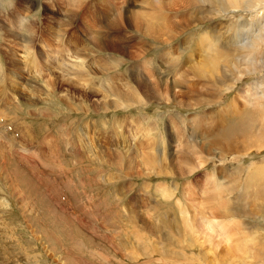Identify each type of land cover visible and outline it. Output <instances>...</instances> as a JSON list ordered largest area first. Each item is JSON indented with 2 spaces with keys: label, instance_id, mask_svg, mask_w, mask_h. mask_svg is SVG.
I'll return each mask as SVG.
<instances>
[{
  "label": "rangeland",
  "instance_id": "1",
  "mask_svg": "<svg viewBox=\"0 0 264 264\" xmlns=\"http://www.w3.org/2000/svg\"><path fill=\"white\" fill-rule=\"evenodd\" d=\"M84 2L90 4L82 8ZM128 2L131 3L129 8L126 5ZM189 2L195 3L196 7L187 10L179 8L180 12H174L180 5L187 6ZM80 3L81 8H77L71 0H0V264H264V257L257 253L262 251L264 255V208L260 205L261 199L256 197L252 188L240 196V191L237 193L234 189H239L246 182L240 172L247 171L250 183L255 179L254 187L257 184L264 185V177H257L259 170L264 174V118L257 120L261 114L260 107L264 108V95L260 99L263 105L253 102L250 95L246 109L249 111L243 109L241 116L245 120H226L228 126L234 127L233 132H228L232 137L223 133V128L228 126L218 128L214 115H211L214 109L223 107L232 98L242 107L244 99L239 95L244 92V87L252 85L256 86L257 91H264V84L262 87L260 83L258 85V80L264 82V66L260 64L263 61L253 66L255 69L249 66L248 70L244 60L247 51L228 41L234 26L237 28L238 21H242L238 18L259 22V16L252 13L245 15L241 9L219 13L209 2L205 4L200 0H108L106 4H101L99 0H80ZM120 3H124V8ZM171 3L176 4L173 7ZM87 7V14L89 17L91 15L94 24V29L89 31L82 27L85 20L83 15L86 14L84 9L87 10ZM13 9L25 17L24 21H32L30 24L35 27L31 34L38 30L36 39L47 35L49 42H45L44 46L46 57H40V41L24 46L16 34L1 26L2 23H19L10 13ZM261 10L260 16L262 12L264 14V9ZM72 11L76 12L70 18ZM147 11L161 17L155 23L164 26L166 31L179 22H183L184 29L180 28V34L169 43L157 40L158 35L166 38L169 31L166 34L158 31L156 38L150 33V50L144 55L141 51L138 59H131L140 43L147 39L142 31L131 27L134 26L131 13L136 12L135 16L141 17ZM117 12L120 26L106 27ZM51 16L61 21L59 24L65 27L66 34L69 31L74 34L75 31L84 41L83 55L89 68L103 61L107 62L106 67L111 68L103 74L106 68L100 69L98 75L91 76L89 85L96 83L95 89H87L86 94H83V87L79 83L75 87L66 84L61 71L54 70L56 72L48 75L43 70V65L58 48L68 47L63 34L60 41L51 42L54 37L49 36V27L52 24L54 27L59 26L58 23L50 22ZM45 17L49 18V22L44 20ZM121 26L126 36L131 32L138 36L133 47L129 45L123 51L114 52L110 48L109 37L112 31ZM136 26L142 27L140 24ZM14 28L20 29L19 25ZM84 31H97L95 34L100 31L107 35L93 40ZM206 32L210 38L199 43L198 38L201 39ZM257 32L264 38V27L241 31L246 43L253 42ZM95 42L96 50L93 53L88 47L91 48ZM257 46L262 50L258 56L261 57L264 41ZM214 49L218 53L223 52L221 59H241L231 69L222 67L228 78L225 85L219 84L220 90L217 91L211 89L216 86L209 80L221 76L219 69L201 67L199 72L205 74L202 81H198L195 71L199 62ZM168 50L175 55L180 53L179 69L169 67L164 71L166 63L159 54ZM10 54L17 56L15 58L23 67L21 83L12 84ZM111 55L122 63L117 71L129 73L133 88L132 85L128 90L123 87L115 90L112 87L111 91H105L97 86L99 78H107L116 72V61L112 60ZM257 59L264 60V55ZM137 62L144 63L147 71L154 72L155 76L160 75L156 83H144L136 79V75H131V67ZM221 62L226 64L223 60ZM158 67L164 74L158 72ZM231 76L241 80L228 90ZM164 79L166 85L163 84ZM31 81L34 85L42 86L38 85L32 90L28 86ZM125 91L131 92L133 104H113L115 97ZM32 95L37 96L36 99H29ZM199 96H203L204 101L195 104ZM202 114L210 116L202 117ZM196 115L198 121L192 120ZM116 118L126 119L118 133L114 126ZM128 118L133 119L130 121ZM153 121L157 131L164 137L166 153L161 163L146 165L143 161L149 157L146 146L149 148L150 142L146 134L142 137L141 132L144 133L148 125L152 126ZM136 126L140 128V133L136 132L139 130ZM150 132L153 137L156 130ZM175 137L177 140L182 139L181 143L186 147L180 158L169 155V141ZM245 140L246 145L242 149L235 146L234 142ZM140 141L143 144H139ZM198 157L205 161L202 167H198ZM159 184L165 186L166 192L170 191V194L163 197L160 192H156L155 188ZM221 184L231 190L228 192L231 209L236 211L240 208L236 219L232 218L236 223L235 231L222 238L214 234L213 240L200 233L196 241L191 243L187 239L184 246L179 245V241L187 237L188 233L182 227L174 231L164 228L168 222L166 213L169 217H175L171 213L176 207L174 200L181 199L185 203L195 198V204H201L203 200L205 205H210L211 195L214 197L216 194L217 198V194L222 193L224 196L226 193L220 188ZM189 185L194 193L186 197L185 189L187 192L192 191ZM162 203L167 207L165 213L161 212L165 209ZM246 208L252 212L245 214ZM174 219L173 227L175 224L179 226V219Z\"/></svg>",
  "mask_w": 264,
  "mask_h": 264
},
{
  "label": "bare ground",
  "instance_id": "2",
  "mask_svg": "<svg viewBox=\"0 0 264 264\" xmlns=\"http://www.w3.org/2000/svg\"><path fill=\"white\" fill-rule=\"evenodd\" d=\"M72 2H75V5L77 8H81V6L79 4L80 3V0H71ZM101 4H106V2L108 0H99ZM166 0H164L165 2ZM202 2H204L206 4V2H209L213 8L215 7L214 10L216 11H219V13H228V12H231V11H236V10H240L242 12H245V15L246 13H252L254 14L255 16H259L258 18L261 19L259 20H256L254 21H251L249 20L248 18H238L240 20H242L241 22L238 21L239 23H237V28L234 26V29L232 31V34L231 36L229 37V42L231 44H235V45H239L240 48L244 49L247 51V53L245 54V57L244 60L246 61L245 65L247 64V67H248V70H250V67L251 66L253 69H255L256 67H253V66H256V65H262L264 66V60L262 59H257V58H262V56L264 55V53L261 55V57H258L260 53H262V50H259L261 48H258V43L260 44L261 41H264V38H262V35H260L258 32L255 34V39H253V42H250V43H246L247 40L243 37L242 32L241 31H245L246 29H249V30H260L261 27H264V14L262 12V15L260 16L259 13L260 11H262L261 9H264L262 6V4L264 3V0H200ZM28 2V1H27ZM30 2V1H29ZM51 2V1H50ZM151 2V1H150ZM157 2V1H156ZM172 2V1H170ZM184 2V1H182ZM173 3V2H172ZM171 3V4H172ZM189 3L190 6L188 5ZM189 3H186L187 6L185 5H182V7H180L181 3L179 4L180 6L174 11L175 13L176 12H180L179 11V8H183V10H187L188 8H191V7H196L195 3L193 2H189ZM90 4V2H84L83 3V6H86ZM121 4V3H120ZM124 5V3H122ZM121 4V5H122ZM145 4V2H144ZM176 4V3H175ZM175 4H172L173 7ZM122 5V6H123ZM127 7L129 8V6L131 5V3H127L126 4ZM210 5V6H211ZM25 6V5H24ZM211 6V7H212ZM21 7V6H20ZM142 7V6H141ZM124 8V6H123ZM138 8V7H136ZM144 9V7H142ZM88 7H87V10L84 9L85 13L86 14H82L83 17H84V21H83V29L86 31V30H93L94 29V24L91 22L93 20H91V15L89 17V15L87 14L88 13ZM147 9V8H146ZM19 10V9H18ZM115 10V9H114ZM127 10V9H126ZM129 10V9H128ZM138 10V9H137ZM148 10V9H147ZM238 10V11H239ZM17 10L16 9H13L10 11L11 15H13V18L14 19H17L19 21V23H9L4 25L3 23L1 24V26L5 29V30H8L10 31V33L12 32L13 34H16L19 39H21L23 41L22 45L26 46V45H34L36 43V41H40L42 44H41V50H40V57L43 58V57H46V52L47 50L44 49V46H45V42H49L48 39H46V36L47 35H43V36H39L37 39H36V36H37V33H38V30H35L34 34L32 35L31 34V30L34 29L35 25L34 24H30L32 21H24V16L20 15V14H17L16 12ZM83 11V10H82ZM81 11V12H82ZM150 11V10H149ZM149 11L145 12V16L141 14V17H136V12H133L131 13V18H132V22H133V25L136 26L138 24L142 25V27H134V26H131L133 28V30H137V31H142L147 39L142 41L139 45V47L136 49V51L132 54L131 56V59H138L141 57V51L143 52L142 54L144 55L145 52L149 51L151 46H152V43H149V41H151L150 39L152 38L151 34L153 35L154 38H156L157 36V32L158 31H162V33H167V31H169V33L167 34L166 38H163L162 36L160 37L158 35L157 37V40H159L160 42L162 43H169L171 41V39H175L179 34H180V28L181 29H184V27L182 26L183 25V22L182 23H177L174 26H171L170 29H168L166 31V29L164 28V26H161V25H157L155 22H159L161 20V17H157V16H153L149 13ZM264 11V10H263ZM76 11H72L70 13V18H73L72 15L75 14ZM144 12V11H143ZM142 12V13H143ZM241 12V13H242ZM83 13V12H82ZM77 14V13H76ZM144 14V13H143ZM239 15V14H238ZM236 15V16H238ZM244 15V14H243ZM242 15V16H243ZM69 16V15H68ZM81 16V15H80ZM41 17V16H40ZM65 17V16H64ZM82 17V18H83ZM119 12H117L111 19V22L113 21V23L109 25H107L106 27H117V26H120V20H119ZM262 17V18H260ZM3 18V17H2ZM33 18V17H32ZM58 18V17H57ZM60 18V17H59ZM76 18V16H75ZM257 18V17H256ZM38 19V18H37ZM42 19V18H41ZM49 18H44V20L48 21ZM66 19V18H65ZM79 19V18H78ZM90 19V20H89ZM40 20V19H39ZM50 22H55V23H58L61 22V21H58L56 19V17H53L51 16L50 18ZM76 20V19H74ZM73 20V21H74ZM17 21V22H18ZM3 22V21H2ZM47 22V23H48ZM81 22V21H80ZM42 23V21H41ZM46 23V22H45ZM30 24V25H28ZM57 24V25H58ZM70 24V23H69ZM79 24H82V23H79ZM179 24V25H178ZM236 24V23H235ZM19 25V28L20 29H15L14 26H18ZM71 26V25H70ZM43 27V26H42ZM255 27V28H254ZM39 28V27H38ZM72 28V27H71ZM105 28V26L103 27V29ZM253 28V29H252ZM42 29V28H41ZM232 29V28H231ZM65 27H63L62 24H59V26L57 27H54V25L52 24V26L49 27V36H53L54 39L51 40V42H55V41H60L62 39V36H66V39H65V42L67 43L68 47L67 49H62V48H58L56 51H55V54L51 57V59L45 63L43 65V70L45 72H47V74L49 75L51 72H53L54 70H59L61 71V75L63 77V79H65L64 81H66V84L69 83L70 85H75L76 83H79L82 87H83V94H86L87 93V89L89 90H93L95 89V84L93 85H89V80L91 79V76H94V75H98V70L100 69H103V68H106L105 71L102 72L105 73L106 71H109L111 70V68L108 66L106 67L107 65V62L106 61H103L102 64H98L95 63L93 65V67L89 68L87 66V64L85 63V55H83L84 53V49L82 47H84V45L82 44L84 41H82V39L80 37H78V35H76L75 31H74V34H73V31H69L68 34H66V31H65ZM44 31V30H43ZM82 31V29H81ZM84 31V32H85ZM126 31V30H125ZM262 31V30H261ZM83 32V31H82ZM92 32V31H91ZM89 33V32H85V33H89L88 37L91 38V39H96V38H100L101 36H105L107 35V33H100V31H98L99 33L98 34H95V32L97 31H93L92 33ZM254 32V31H253ZM252 32V33H253ZM7 33V32H6ZM9 33V32H8ZM29 33V34H28ZM138 33V32H137ZM160 33V32H159ZM161 33V34H162ZM251 33V32H249ZM63 34V35H62ZM66 34V35H65ZM41 35V33H40ZM94 35V36H93ZM15 36V35H14ZM57 36V37H56ZM138 35L137 34H134L133 32H131V34H129V36H126V33L122 30V26L115 29L114 31H112V34L110 35L109 37V43L105 40V42H107L111 48L112 51H123L125 49H127V47L129 45H131V47L134 46V43H136L135 41V37H137ZM141 36V35H140ZM84 37V36H83ZM165 37V36H164ZM210 38L209 35L206 33H204V36L199 39L198 38V42L201 43L202 41H205L206 39ZM242 37V39H241ZM11 38V37H10ZM60 38V39H59ZM12 39V38H11ZM102 40V39H101ZM100 40V41H101ZM153 40V39H152ZM20 41V40H19ZM97 42V41H96ZM96 42L92 45V47H88V50H90L91 52L94 53V45H96ZM189 43V42H188ZM9 44V43H8ZM14 44V43H13ZM105 44V43H104ZM147 45V47H146ZM255 45V46H254ZM108 46V45H107ZM155 46V45H154ZM8 47V46H7ZM16 48V46H14ZM23 47V46H22ZM35 47V46H34ZM186 47V46H185ZM211 45L208 46V48L210 49ZM234 47V46H233ZM109 48V50H110ZM207 48V49H208ZM256 48V50H254ZM44 49V50H43ZM187 49V48H185ZM223 49V48H222ZM145 50V51H144ZM235 50V49H234ZM241 50V49H240ZM7 51V50H6ZM29 51V50H28ZM31 51V49H30ZM213 51V52H212ZM211 52L207 51L208 54L207 57L204 59V60H200L201 62L199 67H197V69L195 70L198 74V78L199 80L198 81H202V77L205 75V74H201V72H199V69L202 67L204 69H211V70H216L219 69L220 72H221V76H215L214 79H211L209 81H211V84L213 85L215 83V86H212V90L213 91H217L220 87L219 84L221 85H225L226 83V80L228 78V74L224 73V71H222V67L223 66H226L228 69H231L232 67H235L239 61L241 60L240 58H230V59H225V57H223L224 59H221V57L223 56V52L220 51V53H218V50H212ZM233 51V50H232ZM239 51V49H238ZM10 52V51H8ZM17 52V51H16ZM163 52V51H162ZM222 52V53H221ZM242 52V51H241ZM7 53V52H6ZM33 53V51L31 52ZM16 54V53H15ZM30 54V53H29ZM91 54V53H90ZM228 54V53H227ZM161 56V58L165 61L166 63V66L165 67V70L166 71V68H169V67H173V69H176L178 67L179 69V62H180V58H181V55L180 53L178 55H175L174 52H171V50L169 51H164L163 53L159 54ZM216 55L219 57V60L218 61V57H216ZM229 55V54H228ZM234 55V54H233ZM236 55V53H235ZM159 56V58H160ZM191 56V55H190ZM10 61H9V65L11 66L10 67V76L12 78V84H15V83H21V78H22V71H23V67L20 63V61H18V59H16L15 57L17 56H14L13 54H10ZM169 57V58H168ZM172 57V58H170ZM33 58V57H32ZM111 58L112 60L116 61V65L114 68H116V72L113 74V75H110L109 77L107 78H99V81L97 82V86L98 87H101L103 89H105V91H111V88L113 87V89L115 90H119L120 88H125V89H130L131 85L133 88L134 85L131 81V79L129 78V73H123V72H118L117 69H119L121 66V62L118 61V58L116 59L114 56L111 55ZM160 58V59H161ZM226 58H229V56H227ZM36 59V58H35ZM100 59V58H98ZM221 60H223L224 62H226V64L222 63ZM153 61V60H151ZM259 61H263L262 63L259 64ZM94 62V61H92ZM111 62V61H110ZM147 62V61H146ZM24 63V62H23ZM37 63V61H36ZM106 63V64H104ZM162 63V62H161ZM97 64V65H96ZM164 64V63H163ZM243 64V63H242ZM26 65V64H25ZM155 65V64H154ZM171 65V66H169ZM91 66V65H90ZM146 65H144V63H134L132 65V74L131 75H136V79H138L139 81H144L147 82V83H156L157 79L160 78V75L158 76H155V73L154 72H151V71H147V68L145 67ZM163 67V68H164ZM261 67V66H259ZM127 68V67H126ZM91 69H95V71H91ZM157 70H159L158 72H163V70L161 69V67H158L156 68ZM260 69V68H259ZM203 70V69H202ZM56 72V71H54ZM72 72L75 73L74 75H72ZM127 72V71H126ZM131 72V71H130ZM150 72L152 74H150ZM177 72V70H176ZM204 72H207L206 70ZM254 72V71H252ZM154 73V75H153ZM177 73H180V72H177ZM158 74V73H157ZM168 74V73H167ZM59 76V75H58ZM180 76V75H179ZM48 77V76H47ZM131 77V76H130ZM207 77V76H205ZM204 77V78H205ZM232 77V76H231ZM230 77V78H231ZM57 78V77H56ZM94 78V77H93ZM245 78V77H244ZM62 79V78H61ZM135 79V80H136ZM174 80V79H173ZM241 80L239 77H232L231 78V84H228L227 85V88L229 90L232 89L233 87L236 86V84L238 83V81ZM137 81V80H136ZM161 81V80H159ZM33 81H31V85L28 84V86H30L33 89L37 88L38 85L42 86V84H32ZM36 83V81H34ZM138 82V81H137ZM65 83V82H64ZM94 83V82H93ZM257 83V82H256ZM260 83V87L263 86L264 82L262 81L261 79V82H259L258 80V85ZM163 84L166 85V79L163 80ZM252 84V83H251ZM255 84V83H254ZM62 85V84H61ZM60 85V86H61ZM250 85V84H249ZM252 86V85H251ZM244 87L245 89L243 90L244 92L241 93L239 96H241L244 100H243V106L241 107L240 105H238V103L235 101L236 99L235 98H232L230 100V102L226 103L225 105H223V107H220L218 109H214L212 111L213 114L211 115H214L213 117L215 118L214 122L216 123V126L219 128V127H224L225 125H227V122L226 120H245L244 117L241 118L242 116V112H243V109L244 111L248 112L246 109H247V103L250 102V95H251V98L253 99L252 101L257 103L258 105H263V103H260V99L261 97L264 95V91L263 92H259L256 90V86L254 87ZM67 87V86H66ZM71 86H69L70 88ZM75 87V86H74ZM77 88V86H76ZM81 89V87H79ZM225 88V87H224ZM257 88L259 89V87L257 86ZM193 89V88H192ZM220 90V89H219ZM225 90V89H224ZM228 90H227V93H228ZM66 91V89H65ZM75 91H78V90H75ZM53 92V91H52ZM69 92V90H68ZM73 92V90H72ZM82 92V91H81ZM80 92V93H81ZM77 94L79 92H76ZM250 93V94H248ZM68 94V93H67ZM72 94V93H71ZM221 94V93H219ZM247 94V95H246ZM48 95H51V94H48ZM70 94H68V97H69ZM74 95V93H73ZM76 95V94H75ZM81 95V94H80ZM86 96V95H85ZM37 96H30L29 99H36ZM67 97V98H68ZM71 97V96H70ZM82 97V96H81ZM160 97L162 98V95H160ZM131 98V92H121L118 96L115 97V99L113 100V104L119 106V105H129V104H133V102L131 101L132 99ZM218 98V97H217ZM3 99V98H2ZM69 99V98H68ZM90 99V97H89ZM220 99V98H219ZM217 100V99H216ZM129 101V102H127ZM204 101V98L203 96H199L198 99H197V102L195 104H199V103H202ZM212 101V100H211ZM215 101V100H214ZM251 101V102H252ZM83 102V101H82ZM81 102V103H82ZM89 102V101H88ZM140 102V101H139ZM69 104V103H68ZM83 104V103H82ZM70 105V104H69ZM89 105V104H88ZM257 106V105H256ZM20 107V106H19ZM60 108V107H59ZM261 109L259 110V112L261 113L260 116L257 118V120H259V118H264V108L262 109V107H260ZM18 109V108H16ZM253 108H251L252 110ZM20 110L22 111L21 107H20ZM253 111H256V110H253ZM251 112V113H255V112ZM28 112V111H27ZM27 112H25V115L26 117H28L27 115ZM257 112V111H256ZM258 112V114H259ZM43 115H45V113L43 112ZM56 115V114H55ZM205 116H210L208 114L204 115L202 114V117H205ZM201 117V115H200ZM235 117V118H234ZM197 115L196 116H193L192 117V120H197ZM227 118H230V119H227ZM250 118H251V115H250ZM129 119V118H128ZM133 118L129 119L130 121L132 120ZM255 119V118H253ZM123 120H126L125 118H116L115 119V129L118 130L116 131L117 133L121 130V126L124 124ZM128 120V121H129ZM250 121L252 119H249ZM261 120V119H260ZM139 120H136V122H138ZM141 122L142 121H146L148 122L147 120H140ZM140 122V123H141ZM155 121L151 122L153 123L152 126L148 125V127H146L144 129V133L141 132L142 134V137L144 138V134H146V137L148 136V140L150 142V146L149 148L146 146L148 152L146 153L147 156L149 157H154V158H149L147 157L146 160H144L143 162L146 164V165H152L156 162H159L161 163L162 162V159L165 157V153H166V148L163 146L164 144V137L163 135L161 134V132H158L157 129H156V123H154ZM126 123V122H125ZM133 123V122H132ZM263 123V122H262ZM128 125V123H126ZM125 124V126H126ZM139 124V123H137ZM254 124V122H253ZM133 125V124H132ZM171 125L172 127L176 130L175 126H174V123L171 122ZM228 126V125H227ZM243 126V125H242ZM247 126V125H246ZM259 127V126H258ZM126 128V127H125ZM132 128V127H131ZM138 127L136 126V129ZM179 128V127H178ZM133 129V128H132ZM135 129V130H136ZM139 130H136V132L140 133V128H138ZM216 129V128H215ZM131 130V129H130ZM151 130H156V133L153 137H151ZM132 131V130H131ZM177 131V130H176ZM221 131V130H220ZM230 131H234V127L231 128V126L229 125L227 128H223V133L229 137H232L230 133ZM241 131V129L239 130V132ZM123 132V131H121ZM229 132V133H228ZM219 133V132H218ZM228 133V134H227ZM85 134V133H84ZM128 134V133H126ZM249 134V133H248ZM247 134V135H248ZM117 135V134H116ZM121 136V135H120ZM128 136V135H125V137ZM192 136V134H191ZM137 137V136H136ZM145 137V139H147ZM128 138V137H127ZM25 139V138H24ZM172 141H175L174 144H172ZM169 141V148H170V153L169 155H172V156H175L176 158H180L181 157V154L182 152L184 151V149L186 148L183 143H181V140H177V137H175L174 139H171ZM137 142V141H136ZM178 142V143H176ZM236 143L235 146L239 149H242L245 145H246V140L245 142L244 141H237V142H234ZM233 143V144H234ZM139 144H143L142 141L139 142ZM232 143L230 142V147L232 146L231 145ZM144 148V147H143ZM137 149V148H136ZM238 149V150H239ZM142 149H140L141 151ZM142 152V151H141ZM177 153V154H176ZM199 153V152H198ZM171 156V157H172ZM206 160V159H205ZM197 163H198V167H202L205 163L204 159L201 158V157H198L197 158ZM252 167V166H251ZM251 171V170H250ZM250 171H249V174H250ZM255 171V169H254ZM253 171V172H254ZM257 171V170H256ZM255 171V172H256ZM248 172V171H247ZM246 173H243V172H240V176L242 175V179H244L246 182L243 183V185L238 189L237 187H234L233 185L230 186L231 188L234 187V189L237 191L238 193V190L240 191L238 193V195L240 196V194L246 192L248 189L252 188L253 191L256 193V197L258 199H261L260 201V205L264 208V185H260V184H257L255 187H254V183H255V179H252L254 182L250 183L249 181V176L248 174ZM258 173V172H257ZM259 175L257 177L259 178H262L264 177V174L261 170H259ZM209 177L211 175H213V170L209 173ZM251 175H253L251 173ZM250 175V176H251ZM253 176L252 178L256 177ZM259 178V179H260ZM211 179V177H210ZM241 179V180H242ZM251 179V178H250ZM257 179V178H256ZM240 180V181H241ZM262 180V179H261ZM261 180L259 182H261ZM220 181V180H219ZM226 182V181H225ZM242 183V182H241ZM241 183L239 185H241ZM227 184V183H225ZM252 184V185H250ZM220 185V184H219ZM228 185V184H227ZM247 186H249L247 188ZM252 186V187H250ZM178 187V186H177ZM189 188H191V192H187L186 189H185V192L184 194L187 196H189L188 194H193L194 193V190L192 188L191 185H189ZM220 188L223 190V193H226L224 194V196H222V193L221 194H217V198H215V195L214 197H211L213 195H211L209 197L210 199V205H205L204 204V201L202 200L201 204L199 203H194L196 201V199H191L190 201L188 200L187 202L184 203V201H182L181 199H175L174 200V203L176 205L175 207V210H172L171 213H173L175 215L174 218L177 217V220L179 219L178 223H179V226L178 225H174L173 227V221L176 220L174 219L173 217H169L168 216V212L166 213V220L168 221L167 223L164 224V228L169 230V231H174L176 228H179V227H182L187 233V237H184L182 238L180 241H179V245L181 246H184L186 244V241L187 239L191 240V243L196 241L197 239V236L200 234V233H203V237H209V238H212L213 240V237H214V234L216 236H218V238H222V237H227V236H230L231 233H233L235 230V221L234 219H236V216L237 215V211L240 209L238 208L236 211L231 209V205L230 204V195L228 192H231L230 188L227 187L226 185L224 184H221ZM251 189V190H252ZM155 191L156 192H160L163 197H165L166 195L170 194V191L169 193L166 192V189H165V186H163L162 184L158 185L156 188H155ZM204 191V190H203ZM252 191V192H253ZM172 192V191H171ZM205 192V191H204ZM155 194V193H153ZM172 194V193H171ZM246 194V193H245ZM158 195V194H157ZM174 195V194H173ZM203 195V194H202ZM205 195V194H204ZM153 196V195H152ZM150 196V197H152ZM248 196V195H246ZM148 197V198H150ZM184 197V196H183ZM253 197V196H252ZM255 197V198H256ZM156 198V197H155ZM204 198V197H203ZM246 198V197H245ZM254 198V199H255ZM143 199V198H142ZM146 199V197H145ZM202 199V198H201ZM247 200H248V197H247ZM257 200V199H256ZM250 202V200H248ZM155 202H158V199H155ZM254 202V201H253ZM247 203V202H246ZM246 203H243L246 205ZM148 204V203H147ZM164 204V203H162ZM198 205V206H197ZM249 205V204H248ZM150 208V207H149ZM163 208V207H162ZM164 210H161L162 213H165L167 211V207H165V204H164ZM142 210V207L141 209ZM150 210V209H149ZM245 210V214L247 213H250L252 212L249 208L247 210ZM146 211V210H144ZM142 212V211H141ZM148 212V211H147ZM141 214V213H140ZM143 214V213H142ZM141 214V215H142ZM197 215H200L199 217H197ZM197 217V219L195 218ZM181 218V220H180ZM234 218V219H232ZM146 221V220H145ZM196 223H198V225H196ZM233 230H231L230 228ZM191 243L189 244V246H191ZM181 251V250H180ZM258 256L260 257H264V255L262 254V251H258ZM262 260V259H261Z\"/></svg>",
  "mask_w": 264,
  "mask_h": 264
}]
</instances>
